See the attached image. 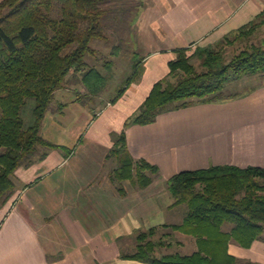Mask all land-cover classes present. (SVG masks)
<instances>
[{
    "label": "crops",
    "instance_id": "0c3cea01",
    "mask_svg": "<svg viewBox=\"0 0 264 264\" xmlns=\"http://www.w3.org/2000/svg\"><path fill=\"white\" fill-rule=\"evenodd\" d=\"M144 2L134 37L128 38L141 62L122 97L106 106L99 98L93 106L73 103L67 125L46 117L43 136L63 149L46 151L43 160L16 171L17 190L0 207V264H145L122 259V251L140 232L169 225L152 220L174 209L167 187L172 177L213 166L264 169L262 83L240 98L196 104L161 114L154 124L128 128L132 156L160 172L147 188L127 181L125 195L119 192L113 170H105L115 135L155 84L168 77L176 51L201 54L264 19V0ZM241 249L230 245L229 253L264 264V241Z\"/></svg>",
    "mask_w": 264,
    "mask_h": 264
},
{
    "label": "trees",
    "instance_id": "16d2710c",
    "mask_svg": "<svg viewBox=\"0 0 264 264\" xmlns=\"http://www.w3.org/2000/svg\"><path fill=\"white\" fill-rule=\"evenodd\" d=\"M112 1H0V207L17 190L14 175L19 168L43 160L46 151L63 149L42 133L56 93L74 83L83 85L93 99L106 90L110 74L104 75L86 59L99 61L102 57L101 51L92 46L94 41L112 43L104 25L113 12L107 7ZM260 25L264 21L241 30L239 37L248 38ZM218 47L201 54L177 50L168 77L155 84L116 136L108 159L118 163L111 178L122 195L125 182L147 188L160 172L158 167L132 156L126 136L128 128L154 124L161 114L196 104L223 103L244 96L229 92L231 81L255 75L264 80V46H247L229 62ZM119 49L115 47L113 54L117 55ZM195 58L201 60L203 71L193 64ZM104 60V67L110 72L113 62ZM135 77L128 79L114 102ZM167 187L175 200L172 207L186 205L188 213L181 224L164 225L163 229L192 237L197 251L192 255L157 256V251L170 250L174 243L171 233L157 240L161 228H151L133 239V251L123 249L122 259L145 264H257L240 263L229 253V246L234 241L249 249L256 241H264L263 168L213 166L186 171L172 177Z\"/></svg>",
    "mask_w": 264,
    "mask_h": 264
},
{
    "label": "rangeland",
    "instance_id": "374dc122",
    "mask_svg": "<svg viewBox=\"0 0 264 264\" xmlns=\"http://www.w3.org/2000/svg\"><path fill=\"white\" fill-rule=\"evenodd\" d=\"M107 7L112 9L113 12L104 20V25L107 34L113 39V41L110 44H106L103 41H94L92 46L101 51L104 59L109 58V60L113 62V68L108 72L104 67L105 60L102 57L99 61L93 57H88L86 59L91 65H96L104 75L110 74L108 75L110 77L106 90L98 97L104 106H106L108 102L114 103L119 90H121L127 83L128 79H130L134 69L133 67L141 62V58L135 57V52L132 50L135 43L133 42L132 44L128 38L130 37V39H132L134 37L132 29L134 30L136 28L138 16L142 13L143 9L146 8V3L144 0H113ZM263 21L264 19L261 22ZM118 38L120 41L122 39L121 42L127 44V50L124 47L122 50L119 49L117 55H114V48L118 46ZM251 45L264 46V25L257 27L256 31L248 38H240L238 34L231 36L228 41L221 43L217 50L223 52L225 61L229 62L237 53ZM193 64L198 71H203L200 59L195 58ZM262 83H264L263 77L255 75L245 77L240 81H231L227 88L231 93H245L254 87L260 86ZM98 98L93 99V97L87 94L83 85L74 83L68 89L56 93L55 101L51 105L47 118L50 120L56 117L59 122L67 125L69 122L71 123L73 119V103H80L79 101L81 100L78 101V99H82L83 102L80 103L82 106H93L94 101H97ZM104 106H102V108ZM76 122L78 125L81 123L77 120ZM69 149L72 148L69 147ZM82 152L83 151H81L80 154H82ZM117 166V161L112 160L106 164L105 170L110 171L112 169L114 171ZM187 213L188 207L186 205H181L171 211H164L156 214L152 220V225L160 223H166L169 225L181 224L183 219L187 216ZM225 230L228 231V226L225 227ZM167 232H171L172 234L170 237L174 243V247L170 250L161 249L157 251V256L172 254L192 255L197 251V246L194 243L195 241H193L194 239L181 233H172L170 230L160 229L157 240ZM133 243L134 240H129L126 246H124V252L133 251ZM178 243L179 245L182 244V246H179ZM230 245L232 248L235 247L239 250H244L234 241H232ZM237 259L240 263L251 262L241 255H238Z\"/></svg>",
    "mask_w": 264,
    "mask_h": 264
}]
</instances>
